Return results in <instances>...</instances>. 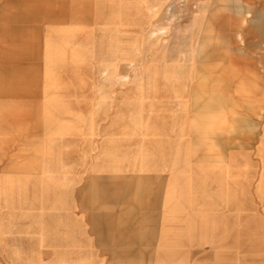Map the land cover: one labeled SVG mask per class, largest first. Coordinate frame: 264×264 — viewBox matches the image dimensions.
<instances>
[{
	"label": "rangeland",
	"instance_id": "374dc122",
	"mask_svg": "<svg viewBox=\"0 0 264 264\" xmlns=\"http://www.w3.org/2000/svg\"><path fill=\"white\" fill-rule=\"evenodd\" d=\"M263 3L0 0V264H107L83 253L79 189L114 174L106 141L124 142L139 189L127 166L138 143L162 148L165 129L182 147L173 190L185 224L210 202L227 207L236 264H264V83L218 93L210 55L250 57L264 73Z\"/></svg>",
	"mask_w": 264,
	"mask_h": 264
},
{
	"label": "crops",
	"instance_id": "0c3cea01",
	"mask_svg": "<svg viewBox=\"0 0 264 264\" xmlns=\"http://www.w3.org/2000/svg\"><path fill=\"white\" fill-rule=\"evenodd\" d=\"M106 143L101 142L100 153L112 150L114 174L90 178L79 189L83 196L79 208L91 224L93 243L83 253L106 256L107 264H118L123 256H129L131 264L144 263L145 255L147 264H236L235 232L230 231L227 207L220 210L210 202L192 225L185 224L183 193L173 190V157L182 147L171 130H164L162 148L138 143L137 158L127 167L131 172L133 166L139 175V189L132 185L135 177L131 182L128 176L125 179L124 142Z\"/></svg>",
	"mask_w": 264,
	"mask_h": 264
},
{
	"label": "bare ground",
	"instance_id": "6f19581e",
	"mask_svg": "<svg viewBox=\"0 0 264 264\" xmlns=\"http://www.w3.org/2000/svg\"><path fill=\"white\" fill-rule=\"evenodd\" d=\"M166 1V0H160ZM203 13L202 8H197L194 13V19L198 21L197 13ZM257 18L259 21L258 29L264 31V3L260 11L257 14ZM228 25L231 23L229 18L227 19ZM241 39H239V43H241ZM191 44V43H190ZM187 51H183V62L189 61L186 58L185 54ZM242 55L246 56L247 53L243 51L241 48L240 51ZM211 57H214L221 61L219 66V70L217 74L213 76L214 81L211 85L212 89L217 91L218 93L224 95L231 92V90L237 86V84H242L245 86H253L257 83H264V73L259 72L257 69V61L248 57L241 58L234 53L229 54L225 50L222 51H212ZM191 60V59H190ZM192 61V60H191ZM193 67V63L190 62L189 68Z\"/></svg>",
	"mask_w": 264,
	"mask_h": 264
}]
</instances>
